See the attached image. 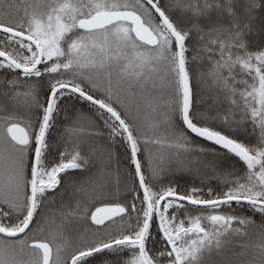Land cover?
<instances>
[{
  "label": "snow or ice",
  "instance_id": "obj_1",
  "mask_svg": "<svg viewBox=\"0 0 264 264\" xmlns=\"http://www.w3.org/2000/svg\"><path fill=\"white\" fill-rule=\"evenodd\" d=\"M0 264H264V0H0Z\"/></svg>",
  "mask_w": 264,
  "mask_h": 264
},
{
  "label": "trees",
  "instance_id": "obj_2",
  "mask_svg": "<svg viewBox=\"0 0 264 264\" xmlns=\"http://www.w3.org/2000/svg\"><path fill=\"white\" fill-rule=\"evenodd\" d=\"M177 179L179 180V182L181 184L187 183L189 181L190 178L186 177V176H178Z\"/></svg>",
  "mask_w": 264,
  "mask_h": 264
}]
</instances>
